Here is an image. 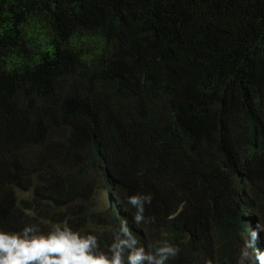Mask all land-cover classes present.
<instances>
[{
    "label": "trees",
    "instance_id": "obj_1",
    "mask_svg": "<svg viewBox=\"0 0 264 264\" xmlns=\"http://www.w3.org/2000/svg\"><path fill=\"white\" fill-rule=\"evenodd\" d=\"M103 175L151 192V222L125 195L92 208ZM252 209L264 225V0H0V228L96 221L106 250L126 218L170 264H239Z\"/></svg>",
    "mask_w": 264,
    "mask_h": 264
},
{
    "label": "clouds",
    "instance_id": "obj_2",
    "mask_svg": "<svg viewBox=\"0 0 264 264\" xmlns=\"http://www.w3.org/2000/svg\"><path fill=\"white\" fill-rule=\"evenodd\" d=\"M103 177L109 183L110 178ZM109 185L111 190L102 188L95 194L90 202L92 208L104 210L108 201L114 202V208H118L119 199L125 195L126 203L135 209L133 223L151 222L152 218L145 216L146 206L153 202L151 192L133 193L116 184ZM246 192L248 195V188L244 185L242 204L245 207L250 200L248 195L247 202ZM102 195H105L103 203L100 200ZM255 211L252 209L246 219L251 225L250 240L245 245L236 244V248L241 249L239 264H264V225ZM85 217L93 220L90 215ZM94 222L93 228L83 227V232L60 223L54 224L47 232L36 224H25L19 230L0 228V264H170L180 253L179 246L167 240L144 246L126 218L121 219L112 242L104 250L98 236L93 234L98 225ZM256 239L260 241V251L255 249Z\"/></svg>",
    "mask_w": 264,
    "mask_h": 264
},
{
    "label": "rangeland",
    "instance_id": "obj_3",
    "mask_svg": "<svg viewBox=\"0 0 264 264\" xmlns=\"http://www.w3.org/2000/svg\"><path fill=\"white\" fill-rule=\"evenodd\" d=\"M248 188V187H247ZM246 194V198H247V202H248V195H247V192L245 193ZM101 203H103L104 202V200H105V195H102L101 196ZM35 212V211H34ZM33 212V213H34ZM61 214H67V211L66 210H64V209H62V213ZM263 239H264V235H263ZM240 251H241V249H240ZM239 258H240V254H239Z\"/></svg>",
    "mask_w": 264,
    "mask_h": 264
}]
</instances>
